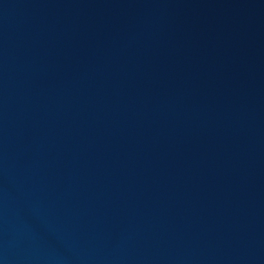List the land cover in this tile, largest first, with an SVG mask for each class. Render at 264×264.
Here are the masks:
<instances>
[{
    "label": "water",
    "instance_id": "obj_1",
    "mask_svg": "<svg viewBox=\"0 0 264 264\" xmlns=\"http://www.w3.org/2000/svg\"><path fill=\"white\" fill-rule=\"evenodd\" d=\"M0 264H264V0H0Z\"/></svg>",
    "mask_w": 264,
    "mask_h": 264
}]
</instances>
